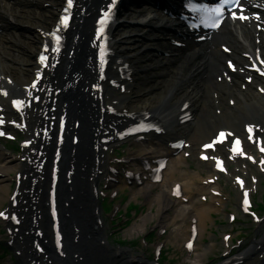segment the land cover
<instances>
[{
    "label": "bare ground",
    "instance_id": "obj_1",
    "mask_svg": "<svg viewBox=\"0 0 264 264\" xmlns=\"http://www.w3.org/2000/svg\"><path fill=\"white\" fill-rule=\"evenodd\" d=\"M37 1L0 0V119L4 121L0 132L15 131L8 127L12 122L26 142L18 163L0 151V205L5 200L8 203L0 225L7 242L18 264H154L143 254L107 242L95 195L110 161L106 149L126 140L120 136L141 119L156 121L164 129L162 140L160 136L151 138L155 133H150L142 141H132L138 151L126 157L131 163L127 174L136 186L135 176L141 184L150 180L151 173L143 167L151 165L156 155L170 157L167 143L179 138L191 144L194 156L198 149L193 148L209 140L216 129L239 133L249 124L264 143V82L254 80L244 89L240 83L224 87L213 80V62L201 63L195 55L180 57V64L170 68L157 53L165 44L160 33L149 27L124 28L121 23L110 24L106 34L113 53L101 79L94 35L100 13L106 12L110 0H76L64 49L52 56L57 64L48 65L38 86L26 91L37 69L33 58L43 40L42 32L53 24L61 2ZM11 40L27 43L29 50ZM227 40L241 43L244 52L250 48L237 28ZM13 101L21 102L23 120L11 110ZM185 104L188 107L183 112L190 113L194 124L179 121ZM245 150L254 155V167L264 169V158L257 155L256 147L246 142ZM221 151L224 149L213 156ZM185 163L181 157L171 163L172 168L168 163L161 172V183H148L151 189L159 188L155 197L153 190L132 193V199L142 194L149 201V212L133 224L132 234L139 236L147 227L159 226L160 230V225L171 220L170 237L175 243L186 245L196 225L194 241L200 239L208 217L220 211L223 201L200 173L182 170ZM235 166L236 172H242L240 162ZM12 175L20 181L13 191L9 185ZM174 182L182 183L178 199L171 195ZM233 190L240 201V191L235 186ZM197 192L210 195L209 202L195 200ZM169 210L174 211L172 218L166 214ZM186 222L189 231L182 226ZM261 224L264 227V221ZM164 244L158 243L154 252ZM212 249L210 244L191 264H204ZM218 264H264V231L246 251Z\"/></svg>",
    "mask_w": 264,
    "mask_h": 264
},
{
    "label": "rangeland",
    "instance_id": "obj_2",
    "mask_svg": "<svg viewBox=\"0 0 264 264\" xmlns=\"http://www.w3.org/2000/svg\"><path fill=\"white\" fill-rule=\"evenodd\" d=\"M20 45L24 49L29 50V45L27 43H20ZM6 146L11 148L10 152L5 153L7 154V157L10 156L15 162L20 160L21 149L19 142L14 141L11 144H6ZM128 150V146L122 145L120 147L119 156L123 158ZM120 161L121 163H118L115 159H111L110 161L111 166L118 170L119 175H121L125 166L123 160L120 159ZM186 166L190 169L189 171L191 173H202L207 169V166L204 164L197 165L193 158L189 159ZM257 180H259V183L258 185L256 183L255 186L250 179H246L248 188L254 191L252 195V210L254 212L252 213L253 215L248 214L244 216L239 212L238 200L234 199V194L230 190V186H232L230 179L228 181L225 180L223 176H220L218 183L222 185V189L219 187L218 190L221 192V195L225 200L219 207L220 211L211 214L208 217L209 220L207 219L205 227L201 229V237L195 243L196 252L187 251L182 241L175 243L173 237H170V233L173 230L172 226H169V221L171 220L160 225V227H163L160 230L157 225L158 227H153L152 229L147 227V232L140 234L139 236L132 234L133 232H130V230L133 224H137L140 217L149 212L147 202L142 199L133 200L131 196L133 188L130 187L131 185L129 184H125L121 189H114L113 186L118 185V183L113 181V179V186L110 191L113 192L119 190L121 196H117L115 199L111 200L109 197L110 191L108 192L105 189L109 188V186L100 183L97 187V203L99 215L102 218L105 229V237L112 247L117 249H128L136 252L138 255L143 254L145 259H149L150 262L155 264H191L193 263L195 255L209 247L210 244H212L213 251L205 255L206 258H204V264H218L225 259L236 258L239 253L246 251L251 246L252 242L258 239L264 231V227L261 224L264 221V180L263 178H257ZM10 182L9 185L12 189L14 186L13 175L11 176ZM255 189H257V191ZM103 191H106L105 198H102ZM206 196L208 195H198L195 199L198 200L197 198ZM121 197H125V203L121 200L118 201V198ZM206 200L208 201V197H206ZM5 209H7V201L3 203L1 202L0 218L2 217V211ZM166 214L170 218L175 215L172 210L167 211ZM232 218H236L233 223L231 222ZM182 226L187 227L188 223L186 222ZM0 231H4L3 235L6 234L1 225ZM228 234L230 236L229 242L223 240V237ZM161 242H165L163 248H161L162 251L160 253H154L156 245ZM223 245H228V247L226 246V248H224ZM0 255L2 257L9 256L4 258V260H6L2 262V264L13 263L14 252L10 250V246L7 245L5 237L0 238Z\"/></svg>",
    "mask_w": 264,
    "mask_h": 264
},
{
    "label": "snow or ice",
    "instance_id": "obj_3",
    "mask_svg": "<svg viewBox=\"0 0 264 264\" xmlns=\"http://www.w3.org/2000/svg\"><path fill=\"white\" fill-rule=\"evenodd\" d=\"M227 3H228V0H221V2H220L218 7L212 8V9H208V11L215 12L217 15H222L223 14V9H224V7L226 6ZM69 4H71V0H69ZM233 15H235V13H233ZM14 103L19 105L21 102L16 101Z\"/></svg>",
    "mask_w": 264,
    "mask_h": 264
}]
</instances>
